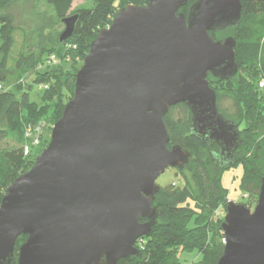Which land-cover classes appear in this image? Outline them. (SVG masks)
Listing matches in <instances>:
<instances>
[{
    "label": "water",
    "instance_id": "water-1",
    "mask_svg": "<svg viewBox=\"0 0 264 264\" xmlns=\"http://www.w3.org/2000/svg\"><path fill=\"white\" fill-rule=\"evenodd\" d=\"M121 8L90 46L73 98L47 148L6 190L0 205V264H119L141 256L137 241L157 226L153 206L167 169L183 172L191 153L172 145L164 119L191 111V135L218 169L230 167L243 138L217 108L214 82L239 74L240 0H144ZM78 15L63 20L72 37ZM218 264H264V179L254 211L229 202ZM20 245L17 261L15 248Z\"/></svg>",
    "mask_w": 264,
    "mask_h": 264
},
{
    "label": "trees",
    "instance_id": "trees-1",
    "mask_svg": "<svg viewBox=\"0 0 264 264\" xmlns=\"http://www.w3.org/2000/svg\"><path fill=\"white\" fill-rule=\"evenodd\" d=\"M41 1L0 0V87L3 89L9 77L16 78L13 91L0 89V141L15 144L0 152V157L12 169L0 173V205L7 188L33 167L43 151L41 146L28 156L24 154L27 127L48 124L53 110H56L58 121L66 107L62 104L65 91L75 90L76 75L61 71L62 64L67 65L73 59L84 61L91 44L99 32L111 24L118 10L128 5L145 4L144 0H94L91 7H78L73 12V4L78 0H46L45 10H41ZM196 1L189 0L181 11L187 15ZM240 1L241 24L237 30H229L237 41V64L239 49L258 50L260 44H264V0ZM71 14L78 15L75 31L71 38L61 42L60 37L65 30L63 20ZM61 26H64L63 31L59 30ZM219 34L210 32L214 40H220ZM19 39L20 47L17 48ZM256 50H253L254 53ZM52 55L58 59V66H46ZM252 59L255 60V57ZM33 76L44 92L40 104L30 99L32 86L29 80ZM258 82L255 86L243 78L240 71L231 81L211 82V87L212 84L227 83L228 91H216L217 108L225 118L235 121L238 129L243 127L240 132L243 145L237 150L232 165L224 170L218 169L210 153L217 147L209 148L191 135L192 115L187 105L180 104L170 109L164 122L171 144L180 145L191 153L185 170L190 178L184 171V187L169 185L161 188L153 204L158 215L157 226L149 237L140 239L136 244L137 248L142 247L141 256L121 260L119 264H179L178 253L192 251H198L202 256L200 264H218L225 245L222 244L221 232L223 220L216 219L215 212L226 205L229 198L228 189L223 185L224 172L235 163L241 166V190L250 197L259 196L264 179V116L261 103L264 102V92L259 89ZM53 125L48 126L50 131ZM26 240V236L18 239L15 261L20 245Z\"/></svg>",
    "mask_w": 264,
    "mask_h": 264
},
{
    "label": "rangeland",
    "instance_id": "rangeland-1",
    "mask_svg": "<svg viewBox=\"0 0 264 264\" xmlns=\"http://www.w3.org/2000/svg\"><path fill=\"white\" fill-rule=\"evenodd\" d=\"M45 1L46 0H44V4H43V0L41 1L42 2V4H41L42 9L41 10H45V6H46ZM93 1L94 0H78L73 4L72 11L73 10L75 11V9L78 7H91L93 5ZM117 5H119V4L117 3ZM71 15H74V14H71ZM59 30L63 31L64 26H61L59 28ZM219 35L220 36L218 38L220 40H224V39H227L228 37L233 36L232 32H229V30L225 33L221 32ZM20 42H21V40L19 39V43L17 45V48L20 47ZM16 50H15V53H16ZM253 50H256V48H253V49L241 48V49H239L238 65H239V69L241 72V76L243 78H245L246 80L252 82L256 86L258 79L264 76V44H263V42L260 44L258 50H256L255 53ZM253 57H255V60L252 59ZM83 63H84V61H81L79 59H73L72 62L68 63L67 65H65L64 63L62 64V62H61V64L64 65V67L63 68L60 67V70L61 71L64 70L67 74H70L71 76L74 74L76 75L78 73V71L82 68ZM56 66H58V65H56ZM50 67H53V66H50ZM35 81H36V79L34 76L29 80V83L32 86V88L29 90L30 99H31V101L37 102L40 104L41 103L40 98L42 97L44 92H42L40 90V84L36 83ZM70 82L72 84V81H70ZM15 84H16V78H15V76H11L8 78L7 82H5V85H4L2 90L5 92L13 91ZM26 85L27 86L29 85L28 82L26 83ZM212 88L218 92L228 91L230 89L228 87L227 83L212 84ZM65 95H66V97L63 100L62 104L67 105L68 102L73 98L74 90L72 91V89H67L65 91ZM261 103L263 104L262 105L263 106L262 112H263V116H264V102H261ZM56 114H57L56 110H53V113L50 115L48 124L43 123V125H44L43 126V130H44L43 133L38 134V136L42 137L41 138V140H42L41 144L43 146V150L45 148H47L49 143H50L52 130L50 131L48 126L51 125L52 123L55 124L57 122L56 121V117H57ZM239 131L240 132L243 131L242 126L239 127ZM14 145L15 144H13L11 141H0V152L2 150H5V149H10ZM9 170L10 171L12 170L11 167L9 166V164L6 161H4L2 159V157H0V173L3 171H9ZM185 170H186V168H185ZM183 172H177L175 169H167L165 174L161 175L158 178L157 185L160 186L161 188L169 186V185H172V187H174V188L176 186L177 187H184L186 184V181H185V178L182 174ZM185 172L190 178V174L187 171H185ZM242 178H243V169L241 168V166H238L235 163L233 165V167H231L229 170H226L224 172L223 185L226 187V189H228V191H227L228 197L231 200V202H235V203L237 202V204H244L248 209H250L251 211H254L255 207L257 206L258 197H250L249 195L242 192V190H241ZM218 220H220V219H218ZM216 229H217V232H219V234H220L219 229L215 228V230ZM221 232L223 233V230ZM178 254H179V264H200L202 261V256L200 255V253L198 251L180 252Z\"/></svg>",
    "mask_w": 264,
    "mask_h": 264
},
{
    "label": "built area",
    "instance_id": "built-area-1",
    "mask_svg": "<svg viewBox=\"0 0 264 264\" xmlns=\"http://www.w3.org/2000/svg\"><path fill=\"white\" fill-rule=\"evenodd\" d=\"M58 64H59L58 59L54 55H52L48 58L46 66H56ZM258 86H259V89L262 92H264V78H261L259 80ZM0 89H2V88L0 87ZM43 126H44L43 123H39L36 125H30L27 127V129L25 131V146H24V154L26 156L30 155L33 150L40 148L42 146V144H41L42 143V140H41L42 137L38 136V134L43 133V131H44ZM229 202H231V200L228 198L227 203H229ZM224 207H225V205H222L215 212V217L217 219H220V220L225 219L226 212H225ZM226 243H227V241H226V238L223 234L222 244L226 245Z\"/></svg>",
    "mask_w": 264,
    "mask_h": 264
},
{
    "label": "flooded vegetation",
    "instance_id": "flooded-vegetation-1",
    "mask_svg": "<svg viewBox=\"0 0 264 264\" xmlns=\"http://www.w3.org/2000/svg\"><path fill=\"white\" fill-rule=\"evenodd\" d=\"M209 79L211 80V82L213 81V79H212L211 77H210ZM213 82H214V81H213ZM213 147H215V146H213ZM213 147H212V148H213ZM216 147H217V146H216ZM218 150H219V148L217 147V149H215L214 151H218ZM236 152H237V151H236ZM236 152H235V156H236Z\"/></svg>",
    "mask_w": 264,
    "mask_h": 264
},
{
    "label": "bare ground",
    "instance_id": "bare-ground-1",
    "mask_svg": "<svg viewBox=\"0 0 264 264\" xmlns=\"http://www.w3.org/2000/svg\"><path fill=\"white\" fill-rule=\"evenodd\" d=\"M138 250H139V252L142 250V247H140V248H137Z\"/></svg>",
    "mask_w": 264,
    "mask_h": 264
}]
</instances>
